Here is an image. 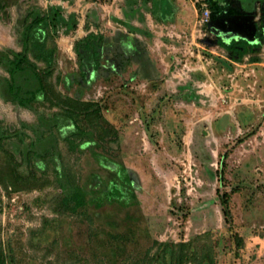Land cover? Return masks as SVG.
Segmentation results:
<instances>
[{
  "label": "rangeland",
  "instance_id": "374dc122",
  "mask_svg": "<svg viewBox=\"0 0 264 264\" xmlns=\"http://www.w3.org/2000/svg\"><path fill=\"white\" fill-rule=\"evenodd\" d=\"M7 2L0 5L5 264H175L172 247L183 243L188 256L197 254L185 264H264V39L234 56L201 25L197 0H165L157 13L152 0ZM52 5L76 22L69 31L60 26L52 80L64 95L94 102L99 115L82 122L73 148L58 106L14 103L5 82L29 10ZM87 39L102 47L99 66L86 72ZM22 84L30 96L31 83ZM123 165L135 194L112 191ZM5 175L18 177L16 185L3 183ZM73 183L84 200L70 202Z\"/></svg>",
  "mask_w": 264,
  "mask_h": 264
},
{
  "label": "trees",
  "instance_id": "16d2710c",
  "mask_svg": "<svg viewBox=\"0 0 264 264\" xmlns=\"http://www.w3.org/2000/svg\"><path fill=\"white\" fill-rule=\"evenodd\" d=\"M165 0H152V12L157 13L159 4ZM212 14H220L224 12L225 6L222 5V0H208ZM1 6L9 5L7 0H0ZM162 12L163 10L160 9ZM65 24L66 31L73 29L76 22L68 20L62 8L57 5H52L51 8L41 10L37 6H33L27 15V19L21 29V49L11 50L8 56V77L6 78V86L14 103L21 105H29L49 101L51 106H58L60 112L58 116L63 117L64 127L69 126L70 134L65 137L71 148L77 143L78 137L85 131L82 122L99 118L98 112H92L94 102L81 101L77 98L64 95L57 91L52 77L54 66L57 57V37L60 34V26ZM222 46L230 48L235 53L234 56H239L238 52L251 53L255 51V46L260 42L251 43L248 40L241 42H226L219 41ZM101 44L96 40L87 39L80 44V54L84 71H89L91 68L98 67L99 58L101 56ZM22 80L31 83L32 89L28 90L30 96L22 94ZM27 93V94H28ZM62 126V127H63ZM68 128V127H67ZM119 181L113 184L112 191L116 193L126 194L131 192L135 194L131 188L132 180L127 171L126 166L119 167ZM16 176H3V183L6 185H16ZM75 191L69 198L70 202L84 200V194L77 185L73 183ZM227 208V204L225 205ZM172 260L175 264H185L188 259L191 260L197 256L193 254L188 256L189 244L183 243L172 247ZM189 257V258H187ZM187 259V261H186ZM0 264H5L3 252L0 250Z\"/></svg>",
  "mask_w": 264,
  "mask_h": 264
},
{
  "label": "flooded vegetation",
  "instance_id": "af4514ba",
  "mask_svg": "<svg viewBox=\"0 0 264 264\" xmlns=\"http://www.w3.org/2000/svg\"><path fill=\"white\" fill-rule=\"evenodd\" d=\"M222 5L225 6L224 12L212 14L211 17V20H216L219 25L218 30L214 29L219 41L224 40L228 43H236L246 40L235 37H231L229 40L225 38L232 35L237 29L248 26L247 23L249 21L247 18L250 16H253V20L257 22V29L254 36L257 42L264 39V0H222ZM257 12L261 13V15L258 16ZM219 32L223 33L224 36L217 35Z\"/></svg>",
  "mask_w": 264,
  "mask_h": 264
},
{
  "label": "water",
  "instance_id": "95a60500",
  "mask_svg": "<svg viewBox=\"0 0 264 264\" xmlns=\"http://www.w3.org/2000/svg\"><path fill=\"white\" fill-rule=\"evenodd\" d=\"M247 20L249 21V23H247L248 26L242 27L243 29L242 28L237 29L236 31L233 32L232 35L227 36V38H225V39L229 40L231 37H235V38L246 39V40H248L251 43L257 42V39L254 37L256 29H257V22L253 20V16L248 17ZM209 27H211L213 30L214 29L215 30L219 29V25H218L216 20H211L210 24H209ZM217 35H219L221 37L224 36L223 33H221V32L217 33Z\"/></svg>",
  "mask_w": 264,
  "mask_h": 264
},
{
  "label": "built area",
  "instance_id": "2783aa9c",
  "mask_svg": "<svg viewBox=\"0 0 264 264\" xmlns=\"http://www.w3.org/2000/svg\"><path fill=\"white\" fill-rule=\"evenodd\" d=\"M197 1L201 3V7L203 10L201 25L204 27H209L212 17V10L209 6V2L208 0H197Z\"/></svg>",
  "mask_w": 264,
  "mask_h": 264
}]
</instances>
